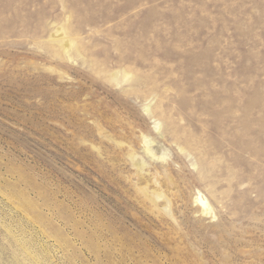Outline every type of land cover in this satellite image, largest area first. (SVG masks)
Instances as JSON below:
<instances>
[{
    "label": "rangeland",
    "instance_id": "rangeland-1",
    "mask_svg": "<svg viewBox=\"0 0 264 264\" xmlns=\"http://www.w3.org/2000/svg\"><path fill=\"white\" fill-rule=\"evenodd\" d=\"M0 264H264V0H0Z\"/></svg>",
    "mask_w": 264,
    "mask_h": 264
},
{
    "label": "bare ground",
    "instance_id": "bare-ground-1",
    "mask_svg": "<svg viewBox=\"0 0 264 264\" xmlns=\"http://www.w3.org/2000/svg\"><path fill=\"white\" fill-rule=\"evenodd\" d=\"M148 151H150V150L148 149ZM156 196H157V198L160 197L159 195H156ZM196 202L202 207L204 213L208 214L210 212V210H211L210 206L200 196H197Z\"/></svg>",
    "mask_w": 264,
    "mask_h": 264
}]
</instances>
